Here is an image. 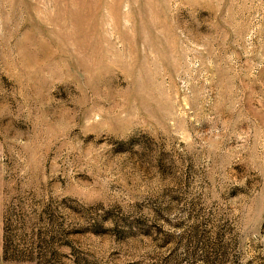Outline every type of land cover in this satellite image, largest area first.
Returning <instances> with one entry per match:
<instances>
[{
  "label": "rangeland",
  "instance_id": "374dc122",
  "mask_svg": "<svg viewBox=\"0 0 264 264\" xmlns=\"http://www.w3.org/2000/svg\"><path fill=\"white\" fill-rule=\"evenodd\" d=\"M0 264H264V0H0Z\"/></svg>",
  "mask_w": 264,
  "mask_h": 264
}]
</instances>
